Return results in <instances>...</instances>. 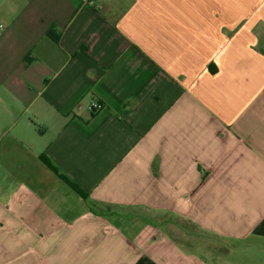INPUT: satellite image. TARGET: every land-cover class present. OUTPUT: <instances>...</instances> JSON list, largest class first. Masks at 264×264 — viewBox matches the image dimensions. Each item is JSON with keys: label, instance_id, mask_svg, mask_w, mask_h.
I'll list each match as a JSON object with an SVG mask.
<instances>
[{"label": "crops", "instance_id": "0c3cea01", "mask_svg": "<svg viewBox=\"0 0 264 264\" xmlns=\"http://www.w3.org/2000/svg\"><path fill=\"white\" fill-rule=\"evenodd\" d=\"M0 174V264H264V0H0Z\"/></svg>", "mask_w": 264, "mask_h": 264}, {"label": "trees", "instance_id": "16d2710c", "mask_svg": "<svg viewBox=\"0 0 264 264\" xmlns=\"http://www.w3.org/2000/svg\"><path fill=\"white\" fill-rule=\"evenodd\" d=\"M47 36L52 38L53 40H57L58 38V35L53 30H50L47 33ZM40 160L46 165L48 169H50L53 173H55L78 196H80L81 198L86 197V194L75 183H73L71 180H69L65 176L58 174L57 169L50 163V161L46 157L40 156Z\"/></svg>", "mask_w": 264, "mask_h": 264}, {"label": "rangeland", "instance_id": "374dc122", "mask_svg": "<svg viewBox=\"0 0 264 264\" xmlns=\"http://www.w3.org/2000/svg\"><path fill=\"white\" fill-rule=\"evenodd\" d=\"M23 175L22 174H13V177L12 178H9V183L10 182H13L15 185H18V184H20V183H22V181H23ZM33 177H32V181H33ZM6 182H7V180H6V178L2 175V174H0V188H2V187H5L6 185ZM18 197H22V194H21V192L19 193V195H18ZM117 217V216H116ZM117 219V218H116ZM212 244H213V242H212ZM211 244V246H213ZM204 249H207V250H205L206 252L205 253H203L204 254V256L206 257V256H208L207 255V253H208V251H209V247L208 246H204Z\"/></svg>", "mask_w": 264, "mask_h": 264}, {"label": "built area", "instance_id": "2783aa9c", "mask_svg": "<svg viewBox=\"0 0 264 264\" xmlns=\"http://www.w3.org/2000/svg\"><path fill=\"white\" fill-rule=\"evenodd\" d=\"M82 3L83 4H89L90 0H82ZM100 108H101V104L99 102H96V101L90 102L87 105L78 104L76 106L77 110H83L84 109V110H87L88 112H94Z\"/></svg>", "mask_w": 264, "mask_h": 264}]
</instances>
